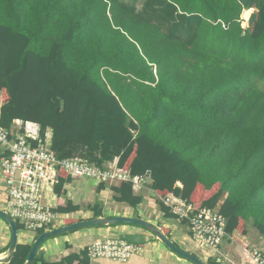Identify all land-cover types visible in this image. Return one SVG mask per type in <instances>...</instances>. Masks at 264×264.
<instances>
[{
  "label": "trees",
  "instance_id": "trees-1",
  "mask_svg": "<svg viewBox=\"0 0 264 264\" xmlns=\"http://www.w3.org/2000/svg\"><path fill=\"white\" fill-rule=\"evenodd\" d=\"M0 94L2 127L51 130L59 159L151 172L165 219L178 221L161 199L174 194L218 209L229 236L250 222L264 236V0H0ZM71 180L62 173L56 193ZM112 191L145 204L130 182ZM54 211L104 216L71 200ZM34 241L9 264H27ZM34 264L94 262L85 249Z\"/></svg>",
  "mask_w": 264,
  "mask_h": 264
},
{
  "label": "built area",
  "instance_id": "built-area-1",
  "mask_svg": "<svg viewBox=\"0 0 264 264\" xmlns=\"http://www.w3.org/2000/svg\"><path fill=\"white\" fill-rule=\"evenodd\" d=\"M0 101V166L9 197L7 212L25 231H49L63 216L53 206L62 173L73 180L86 179L97 184L130 182L135 194L146 188L149 176H133L131 171L120 168L117 160L102 169L80 156L59 159L52 151L51 130L44 139L37 123L15 120L10 130L2 127L3 101ZM161 199L179 221L188 223L197 242L213 253L220 250L229 235L228 220L218 209L197 210L174 194ZM87 250L93 262L105 259L127 264L141 247L120 237L96 240ZM245 255L246 264H264V248L247 249Z\"/></svg>",
  "mask_w": 264,
  "mask_h": 264
},
{
  "label": "crops",
  "instance_id": "crops-1",
  "mask_svg": "<svg viewBox=\"0 0 264 264\" xmlns=\"http://www.w3.org/2000/svg\"><path fill=\"white\" fill-rule=\"evenodd\" d=\"M77 185H75V183ZM93 183V185H91ZM107 187L105 190L98 192V188L101 184H97L92 180L80 179V180H71V183L65 185L64 190L67 192V195L60 196L56 195V198H53L55 202L53 206L57 209L59 201L65 203L66 201L71 200L76 205H79L83 208L92 206L95 204H101L103 207V217H134V218H143L148 221H151L162 228L165 234L178 246L183 244L185 251L191 252L192 247L187 244L185 238L182 239L183 229H180L181 226L186 227V233L189 231L192 240H194L198 245H202L197 242L196 238L192 235L188 225H183L181 221H171L167 220L164 217V214L161 210L160 205L158 204V196L150 189L147 188L136 194L145 195V204L138 207L132 208L127 204L117 203L114 201V195L112 191V186L106 184ZM181 187V184H178ZM72 191V192H71ZM56 192V191H55ZM164 202V201H163ZM9 197L7 193V187L5 184V177L3 170L0 166V211L8 210ZM165 204V203H164ZM192 204V203H191ZM114 206V207H110ZM166 206V205H165ZM167 207V206H166ZM168 208V207H167ZM172 213V212H171ZM173 214V213H172ZM174 215V214H173ZM175 216V215H174ZM67 217V216H66ZM70 217V216H68ZM176 217V216H175ZM177 218V217H176ZM0 258L8 256V246L12 241V232L9 226L5 223L2 218H0ZM95 219L93 212L78 213L71 215V218L66 219L63 226L67 225L68 220L76 221H85ZM248 225V234L246 236L241 235L236 232L232 236L226 238L224 244L217 253L209 258H217V264H225V262L235 263L234 259L238 258V249H243L245 247H264V237L256 230L253 225V222H250ZM60 228V227H58ZM82 231V232H81ZM78 231L75 233H70L67 236H62L50 240L49 243L45 244L41 250L44 252V256L47 260L55 262L60 260L63 257L68 256L69 254L75 252L79 253L82 250L87 249L94 241L99 239H111V238H126L127 236H139L141 233L142 238H146V242L142 244L141 251L138 252L131 261L127 264H192L191 261L184 259L177 254L175 255L167 246H165L160 240L153 236L147 230L144 232H139V228H135L128 225H119L114 227H102L95 228L86 231ZM256 231V232H255ZM259 233V234H258ZM260 235L256 237L255 235ZM145 236V237H144ZM22 243H32L33 241L30 237H25ZM20 242V243H21ZM204 246V245H202ZM179 247V246H178ZM207 248L206 246H204ZM208 249V248H207ZM209 250V249H208ZM194 254V253H193ZM200 258V257H199ZM208 258V259H209ZM209 259V260H210ZM94 264H119L110 260H97ZM236 264V263H235Z\"/></svg>",
  "mask_w": 264,
  "mask_h": 264
},
{
  "label": "water",
  "instance_id": "water-1",
  "mask_svg": "<svg viewBox=\"0 0 264 264\" xmlns=\"http://www.w3.org/2000/svg\"><path fill=\"white\" fill-rule=\"evenodd\" d=\"M152 175L149 172V177ZM148 185V184H147ZM0 218H2L10 227L12 232V241L11 246L8 251V256L4 258H0V264H9L13 256L16 252L18 245L20 244V230L17 222L11 217V215L7 211H0ZM114 225H135L140 226L150 232L153 236H155L158 240H160L165 246H167L172 252L177 254L178 256L191 261L194 264H205L201 258L196 256L193 253L182 250L178 247L162 230L161 227L156 225L155 223L148 221L143 218H130V217H100L92 220L79 221L70 225H65L60 228H54L52 230L44 232L40 235L33 244L29 260L27 264H34L36 258L38 257L40 251L42 250L43 244L50 238L70 234L73 231L91 228V227H99V226H114ZM126 239L132 243L136 244H144L146 242V238H142L139 236H127Z\"/></svg>",
  "mask_w": 264,
  "mask_h": 264
},
{
  "label": "rangeland",
  "instance_id": "rangeland-1",
  "mask_svg": "<svg viewBox=\"0 0 264 264\" xmlns=\"http://www.w3.org/2000/svg\"><path fill=\"white\" fill-rule=\"evenodd\" d=\"M251 15H252V13L250 14V16H249V19H250V17H251ZM243 19H244V21L245 22H247L248 20H246L247 19V17L246 16H244L243 17ZM246 27H248L249 26V23H246V25H245ZM2 99V94H0V100ZM1 102V101H0ZM79 181H77L76 183H75V185H77V183H78ZM94 184L95 183H93L92 182V184L91 185H93L94 186ZM78 186V185H77ZM72 192V191H71ZM110 207H114V206H110ZM69 218H71V216L70 217H66V216H60L59 217V219L56 221V223L53 225V227H51V228H58V227H62L63 225H64V223H65V220L66 219H69ZM1 220V219H0ZM3 220V219H2ZM6 223V222H5ZM7 224V223H6ZM8 225V224H7ZM128 226H132V227H135V228H139V232H144V230H146V229H144V228H142V227H140V226H135V225H128ZM10 228V227H9ZM95 228H97V227H91V228H84V229H79V231H81V230H83V231H88V230H91V229H95ZM180 229H183V233H182V239L183 238H185L186 239V241H187V244H189L191 247H192V251L191 252H193L196 256H198V257H200L202 260H203V262L205 263V264H207L208 263V261H209V255H210V257L213 255V252H211L210 250H208L207 248H205L204 246H202V245H198V243H196L194 240H192L191 239V237H189L190 236V232L188 231L186 234V236H185V232H186V227L185 226H181V228ZM11 230V229H10ZM82 232V231H81ZM256 232V231H255ZM259 234V233H258ZM258 234H256L255 236L256 237H259L260 235H258ZM37 236V233H31V232H27V231H24V232H20V242L21 241H24V238L25 237H30V239L32 240V241H34V239H35V237ZM139 236H142L141 235V233H139ZM263 236V235H262ZM62 237V236H61ZM145 237V236H144ZM264 237V236H263ZM58 238V237H57ZM50 240H52V239H48L47 241H46V243L45 244H47V243H49L50 242ZM182 250H184L185 251V248L183 247V244H180V245H178ZM246 249H245V251L247 250V249H250V250H252L253 248H257V247H251L250 246V248L249 247H245ZM264 248V247H263ZM245 251L243 252V249H238L237 250V253H238V258L237 259H234L235 260V263L236 264H246V255H245ZM174 253V252H173ZM175 254V253H174ZM176 255V254H175ZM209 258V259H208ZM214 259H216V261L218 260L217 258H214ZM220 260V259H219ZM218 260V261H219ZM235 263H232V262H230V263H228V262H225V264H235ZM192 264H194V263H192Z\"/></svg>",
  "mask_w": 264,
  "mask_h": 264
},
{
  "label": "clouds",
  "instance_id": "clouds-1",
  "mask_svg": "<svg viewBox=\"0 0 264 264\" xmlns=\"http://www.w3.org/2000/svg\"><path fill=\"white\" fill-rule=\"evenodd\" d=\"M52 230V229H51Z\"/></svg>",
  "mask_w": 264,
  "mask_h": 264
}]
</instances>
